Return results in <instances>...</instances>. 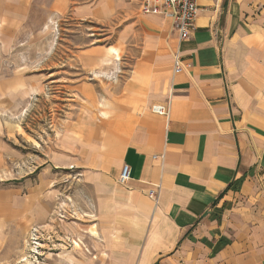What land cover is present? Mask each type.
<instances>
[{
  "label": "crops",
  "instance_id": "crops-1",
  "mask_svg": "<svg viewBox=\"0 0 264 264\" xmlns=\"http://www.w3.org/2000/svg\"><path fill=\"white\" fill-rule=\"evenodd\" d=\"M73 1L53 0L48 13L80 20L113 12ZM32 5L0 0V29L18 27ZM197 6L184 40L170 18L128 10L113 50L93 45L84 55L98 71L121 43L134 53L123 75L109 70L107 95L91 90V112L67 126L58 158L89 173L98 215L120 240L110 244L120 264H264V0ZM165 102L166 117L150 111Z\"/></svg>",
  "mask_w": 264,
  "mask_h": 264
},
{
  "label": "rangeland",
  "instance_id": "rangeland-1",
  "mask_svg": "<svg viewBox=\"0 0 264 264\" xmlns=\"http://www.w3.org/2000/svg\"><path fill=\"white\" fill-rule=\"evenodd\" d=\"M51 2L33 0L18 27L0 29V264H120L119 248L110 249L120 240L98 215L89 173L58 158L67 126L91 112V90L101 100L115 80L109 70L123 75L134 58L127 42L100 59L98 71L84 55L93 45L113 50L139 3L74 0L71 7L113 9L76 20L48 13Z\"/></svg>",
  "mask_w": 264,
  "mask_h": 264
},
{
  "label": "built area",
  "instance_id": "built-area-1",
  "mask_svg": "<svg viewBox=\"0 0 264 264\" xmlns=\"http://www.w3.org/2000/svg\"><path fill=\"white\" fill-rule=\"evenodd\" d=\"M139 11L142 15H157L170 18L173 30L178 41L189 36L194 26V20L198 12L197 0H139ZM173 73L183 71L181 55L176 51L173 55ZM154 114L166 117L169 113L168 102L154 103L150 106ZM131 169L129 165L123 164L118 176V182L125 184L130 178ZM150 196L156 201L157 191H151Z\"/></svg>",
  "mask_w": 264,
  "mask_h": 264
}]
</instances>
